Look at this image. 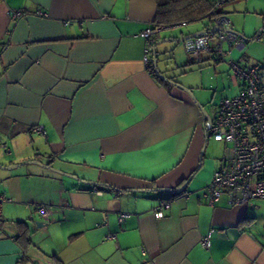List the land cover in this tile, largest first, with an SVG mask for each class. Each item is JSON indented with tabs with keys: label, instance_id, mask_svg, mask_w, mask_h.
I'll return each instance as SVG.
<instances>
[{
	"label": "crops",
	"instance_id": "0c3cea01",
	"mask_svg": "<svg viewBox=\"0 0 264 264\" xmlns=\"http://www.w3.org/2000/svg\"><path fill=\"white\" fill-rule=\"evenodd\" d=\"M210 1L242 45L224 44L226 60L191 55L196 67L208 63L192 73L204 83L211 72L207 90L194 91L191 74L159 71L213 118L211 93L228 82L234 90L221 98L240 90L228 61L264 65V0ZM18 9L26 15L12 19ZM155 13V0H0V165H15L0 168L10 199L0 201V264H264V199L202 197L225 144L218 152L205 135L189 94L154 76L153 50L145 65L141 32ZM209 21L178 37L162 29L155 43L210 30ZM207 35L217 43L218 30ZM31 162L40 165L13 171Z\"/></svg>",
	"mask_w": 264,
	"mask_h": 264
},
{
	"label": "built area",
	"instance_id": "2783aa9c",
	"mask_svg": "<svg viewBox=\"0 0 264 264\" xmlns=\"http://www.w3.org/2000/svg\"><path fill=\"white\" fill-rule=\"evenodd\" d=\"M209 14L218 27L217 43L212 44L209 36L202 34L185 42L186 51L193 56L206 51L215 60H226L228 51L223 45L231 47L234 43L241 46L243 40L232 32L230 19L216 12V5ZM25 15L24 9H18L12 11L10 17L18 19ZM36 15L48 17L49 13L37 11ZM184 23L186 22L181 24ZM167 27L150 25L141 32L145 38L144 63L149 69L154 35ZM5 46L6 44L3 45ZM228 65L232 75L240 82V90L235 96L218 101L208 127L209 136L225 144L223 165L212 173L209 183L202 191L203 199L210 205L219 203L222 199L234 205H246L254 199H264V65L243 64L239 60H229ZM33 131L42 130L35 127ZM2 146L10 153L6 143ZM4 200L10 201L9 198L0 196V201ZM163 206L168 207L169 201L163 199L161 207ZM37 209L47 218L48 211L43 205H38ZM154 216H163L161 208L154 212ZM210 235L209 232L200 241L205 249L210 246ZM110 236L112 235L108 237Z\"/></svg>",
	"mask_w": 264,
	"mask_h": 264
},
{
	"label": "rangeland",
	"instance_id": "374dc122",
	"mask_svg": "<svg viewBox=\"0 0 264 264\" xmlns=\"http://www.w3.org/2000/svg\"><path fill=\"white\" fill-rule=\"evenodd\" d=\"M209 18H204V19H200V20H196V21H191V22H187L184 24H178L175 25L173 27L168 28L166 31H164L161 36H180V32H187L189 31L194 25H210ZM158 48H162V51H159L158 54V63H157V68L158 70H161L162 72H164L165 74L169 75L172 78H176L177 80H182V77L184 76H189L190 77H194V82L197 83L196 85H194L192 87V89L194 91H203V90H207L209 86H212L211 84H208V82L211 80V77L208 75H211V72L209 70H206L205 73V77H203L204 83L201 79H199L200 77L198 76H194V74L192 75L193 72H195L196 70H198L200 66H203L205 64L208 63H200L197 67L196 65H193V63H191V55L186 51L185 46L183 45V42H179V41H166V42H162L158 45H156ZM176 54V56H175ZM197 63V64H198ZM209 66V65H207ZM207 71H209L207 73ZM197 73V72H195ZM227 74V73H226ZM228 75H226L225 77H227ZM228 78V77H227ZM228 82V80H227ZM222 85V84H221ZM225 90L224 94H219L217 95V97H215V99L213 100V94L214 92L211 93L210 97V105L214 104L216 107L217 102L219 101V99L223 96H228L230 95V89L232 87H230V83L228 82ZM214 89V88H213ZM234 89H231V91H233ZM213 107V106H212ZM212 112L214 113L215 111L212 109ZM220 142V141H219ZM217 147H218V152L221 151V142L218 143L217 142ZM43 161H46L47 159L45 157L42 158ZM31 161H36V160H31ZM38 165L40 164H34V163H29L26 165H22L19 166L18 168H14L13 171L18 170V171H23L26 168L29 167H39ZM1 168V167H0ZM6 179L0 180V192H3V186L5 183ZM6 191V190H5ZM3 193H0V195ZM260 199V198H258Z\"/></svg>",
	"mask_w": 264,
	"mask_h": 264
},
{
	"label": "trees",
	"instance_id": "16d2710c",
	"mask_svg": "<svg viewBox=\"0 0 264 264\" xmlns=\"http://www.w3.org/2000/svg\"><path fill=\"white\" fill-rule=\"evenodd\" d=\"M155 2L156 13L152 25L168 27L182 22L187 23L210 18L209 11L214 6L210 0H155ZM216 12L218 11L216 10ZM154 76L160 80L156 73H154ZM0 220L2 221V219ZM25 232H27V229H25Z\"/></svg>",
	"mask_w": 264,
	"mask_h": 264
},
{
	"label": "water",
	"instance_id": "95a60500",
	"mask_svg": "<svg viewBox=\"0 0 264 264\" xmlns=\"http://www.w3.org/2000/svg\"><path fill=\"white\" fill-rule=\"evenodd\" d=\"M218 30V27L216 25L213 26L212 29L210 30H199V31H196L194 33H191L189 35H186V36H183L179 39H177L179 42H187V40H190V39H193L194 37H197L199 35H202V34H208V33H214L215 31ZM259 33V31H258ZM257 33V34H258ZM170 41H173L174 39H168ZM164 41V40H163ZM162 41H159L157 43H155L154 45V48H153V57H152V67L153 69L155 70V73L163 80L165 81H168L172 84H174L175 86H177L178 88L184 90L187 94H189L193 99L194 101L196 102V104L198 105V107L200 108L201 112L203 113V116L205 118V121H206V129H205V135H207L208 133V127L209 125L211 124V117L208 115L207 111L204 109V107L197 101V99L194 97L193 93L191 92V90L185 86H182L181 84H177L175 82H173L171 79H169L168 77H166L165 75H163L157 68V62H156V50H155V46L160 44ZM33 162H37V161H33ZM38 163V162H37ZM17 166V165H16ZM1 168H11V167H15V165L13 166H2L0 165Z\"/></svg>",
	"mask_w": 264,
	"mask_h": 264
}]
</instances>
